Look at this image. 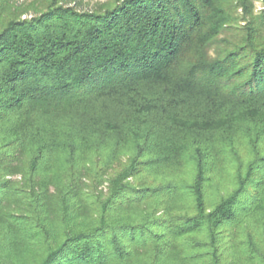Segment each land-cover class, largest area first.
<instances>
[{"label": "trees", "instance_id": "obj_1", "mask_svg": "<svg viewBox=\"0 0 264 264\" xmlns=\"http://www.w3.org/2000/svg\"><path fill=\"white\" fill-rule=\"evenodd\" d=\"M40 2L0 0V264H264V9Z\"/></svg>", "mask_w": 264, "mask_h": 264}, {"label": "rangeland", "instance_id": "obj_2", "mask_svg": "<svg viewBox=\"0 0 264 264\" xmlns=\"http://www.w3.org/2000/svg\"><path fill=\"white\" fill-rule=\"evenodd\" d=\"M22 2H31V1H37L38 5L41 3V0H19ZM110 0H77V2L75 3H69L68 5H73L76 6L79 9H83V10H91L96 8L97 6H99L100 4H105L107 2H109ZM235 0H229V15H231L232 17V21L230 26L227 28V31L225 30L224 32H222V34L220 35V37H224L227 36L229 31H233L234 32H238L241 31L242 28L247 24V21L249 19V17L257 15L262 9H264V0H252V12L250 15H247L245 17L243 14V11L241 10V8L236 7L235 5ZM32 9L29 12H26L25 14H23L21 17H29L30 15H32ZM231 35V34H229ZM211 52L214 51L213 48H211L210 50Z\"/></svg>", "mask_w": 264, "mask_h": 264}]
</instances>
